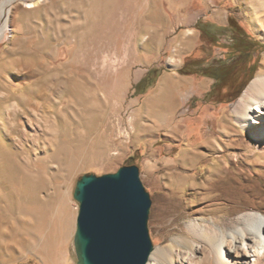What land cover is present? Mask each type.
Returning <instances> with one entry per match:
<instances>
[{
  "label": "rangeland",
  "instance_id": "obj_1",
  "mask_svg": "<svg viewBox=\"0 0 264 264\" xmlns=\"http://www.w3.org/2000/svg\"><path fill=\"white\" fill-rule=\"evenodd\" d=\"M6 2L0 0V264H76V181L126 165L138 167L151 199L147 226L156 256L187 259L194 246L190 257L210 264L201 260L209 252L204 237L216 235L219 221L251 210L264 215V141L240 126L250 104L239 101L244 91L212 104L177 72L180 59L198 55L199 40L184 56L179 37L199 19L226 25L233 16L264 45V0ZM224 52L214 49L218 57ZM259 57L254 77L264 74V50ZM150 65L163 72L137 94ZM16 103L31 115H12ZM14 126L28 138L11 133ZM9 150L19 152L20 166L39 168L35 192L6 193L7 170L21 180Z\"/></svg>",
  "mask_w": 264,
  "mask_h": 264
},
{
  "label": "water",
  "instance_id": "obj_2",
  "mask_svg": "<svg viewBox=\"0 0 264 264\" xmlns=\"http://www.w3.org/2000/svg\"><path fill=\"white\" fill-rule=\"evenodd\" d=\"M73 250L76 264H145L153 250L147 221L151 206L136 165L114 173L83 174Z\"/></svg>",
  "mask_w": 264,
  "mask_h": 264
},
{
  "label": "bare ground",
  "instance_id": "obj_3",
  "mask_svg": "<svg viewBox=\"0 0 264 264\" xmlns=\"http://www.w3.org/2000/svg\"><path fill=\"white\" fill-rule=\"evenodd\" d=\"M11 1L12 0H7L6 5H8ZM5 7V3L0 7V15L4 14ZM2 34L3 27L0 28V36ZM244 99H248L250 104L246 106L241 116L242 124H239L241 127L248 125L252 127L253 136L264 141L263 73L256 75L248 84L243 94L239 98V101H243ZM251 104L254 105V107H251L252 109L250 108ZM163 106L164 108L168 109L169 102L163 101ZM11 111L12 115H16L17 113L29 115L30 113L28 107L25 108L19 103H16V105L14 104L11 108ZM28 120L32 121L31 118ZM10 132L23 138H28L29 136L27 132L21 131L17 126H14ZM18 153L19 152L16 150H9L8 161L14 169L20 172L19 175H21V180L15 181V177H13L10 170H7V173L3 178V187L6 193L10 196L24 192L26 189L35 192V186L40 179V170L38 167L33 165H26L23 167L20 166L17 161V157L19 156ZM194 224L196 223L194 222L193 225ZM217 225L218 226L214 227L216 229L215 236L208 234L204 237L206 242L205 245L207 246L209 252L208 255L204 254V252H201V260H208L210 264H264L263 214L258 211H245L233 216L226 222L219 221ZM190 230L197 234H202L203 232V229L197 231L195 227H192ZM199 247L200 246H198L197 250L200 249ZM193 249L194 246L189 249L190 251L188 255L186 254V258L190 260V264H197V260L193 259L194 257H190L192 251H194ZM187 259H185V256L184 259H182L177 255L176 259H174L173 257H168V255L166 256L161 253H159L158 256H156L154 253H151L145 264H186L185 261Z\"/></svg>",
  "mask_w": 264,
  "mask_h": 264
},
{
  "label": "trees",
  "instance_id": "obj_4",
  "mask_svg": "<svg viewBox=\"0 0 264 264\" xmlns=\"http://www.w3.org/2000/svg\"><path fill=\"white\" fill-rule=\"evenodd\" d=\"M195 28L199 32L200 42L195 48L198 55L186 56L177 72L213 80L203 95L206 102L220 104L236 100L258 70L264 45L250 36L233 16L227 18L226 25L199 19ZM217 47L225 51L223 57L214 54ZM162 72L156 66L149 68L135 86L137 94L153 87Z\"/></svg>",
  "mask_w": 264,
  "mask_h": 264
},
{
  "label": "crops",
  "instance_id": "obj_5",
  "mask_svg": "<svg viewBox=\"0 0 264 264\" xmlns=\"http://www.w3.org/2000/svg\"><path fill=\"white\" fill-rule=\"evenodd\" d=\"M218 23H219V25H224L223 22H218ZM192 30L193 31L191 33L188 32L187 34L179 37V52L184 53V56L186 54H188L189 52H191V50L195 47V45L197 44V42L199 40L198 30L195 27H193ZM189 34L191 36H189ZM192 37L193 38L195 37V38L193 40H190V39H192ZM182 62H183V59H180L179 63L177 64V68H179L181 66ZM151 66H153V65H150L145 69V73L147 72L148 68H150ZM145 73L143 75H145ZM182 76L185 77V75H182ZM167 78H169V77H165L164 79H167ZM188 78L192 81L193 87H195L199 90H202L204 93L207 90H209V88L213 82V80L211 78H208V77L196 78L195 76H189Z\"/></svg>",
  "mask_w": 264,
  "mask_h": 264
}]
</instances>
